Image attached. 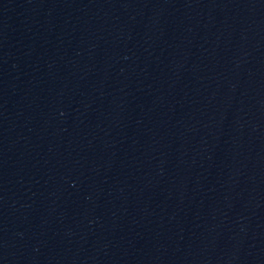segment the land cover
I'll list each match as a JSON object with an SVG mask.
<instances>
[{"label": "water", "instance_id": "obj_1", "mask_svg": "<svg viewBox=\"0 0 264 264\" xmlns=\"http://www.w3.org/2000/svg\"><path fill=\"white\" fill-rule=\"evenodd\" d=\"M0 264H264V0H0Z\"/></svg>", "mask_w": 264, "mask_h": 264}]
</instances>
